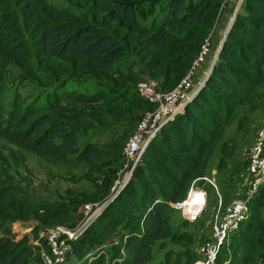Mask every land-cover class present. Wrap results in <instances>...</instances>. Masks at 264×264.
<instances>
[{
  "label": "trees",
  "instance_id": "1",
  "mask_svg": "<svg viewBox=\"0 0 264 264\" xmlns=\"http://www.w3.org/2000/svg\"><path fill=\"white\" fill-rule=\"evenodd\" d=\"M226 1L0 0V264H43L40 252L51 254L39 225L32 240H16L10 223L32 217L72 229L81 220L76 213L82 204L106 199L124 166L118 149L124 144L95 135L116 123L125 125L120 138L134 130L154 104L137 96L133 85L145 75L162 91L175 87L214 33ZM128 59L142 67L141 78L123 70ZM10 66L21 75L28 97L23 107L8 97L4 117L1 93ZM258 100L264 102V0H242L204 84L152 138L126 186L70 241L78 259H90L93 247L116 237L117 229L119 243L104 247L108 261L100 253L86 264H148L158 244L183 239L169 203L183 201L193 183L204 181L225 128L247 116L246 108ZM109 143L118 158L105 157ZM25 152L54 166L78 158V163L99 161L100 167L94 176L82 174L89 191L68 187L47 202L29 184L16 183L15 166L24 162ZM261 193L241 235L228 245L230 264H264V185ZM170 259L167 253L166 264ZM173 264H180L179 258Z\"/></svg>",
  "mask_w": 264,
  "mask_h": 264
},
{
  "label": "rangeland",
  "instance_id": "2",
  "mask_svg": "<svg viewBox=\"0 0 264 264\" xmlns=\"http://www.w3.org/2000/svg\"><path fill=\"white\" fill-rule=\"evenodd\" d=\"M238 1L240 0H227L226 3L222 5L217 26L213 31L214 33L211 36L206 37L200 46L201 49L203 45L207 44L211 50L206 53L204 62L197 68L194 81L197 82L204 75V73L207 74L215 53L220 46L225 30L234 17V13H237L239 7L236 9L235 6L237 5ZM64 6L71 8L72 4L64 3ZM121 67L124 71L129 70L133 73H136V75L140 76L141 78L140 71L142 70V67H139V65L134 63L132 59L122 62ZM13 68V66H10L9 70L11 71H5L7 83L1 93V102L3 106L1 112L3 114L2 116L4 117H6L10 111L8 97H11L13 100L16 97V100L20 102L22 107L26 105V100L28 97L24 82L21 80V75H17V71ZM189 70L190 68L188 71ZM144 76L142 80L133 85V90L137 93V96L140 97L141 95L139 91L136 90L138 86L137 84L143 83L148 79H154ZM154 80L157 81L156 79ZM80 86L81 85L78 84V88ZM82 88L88 89V86H84ZM89 88L90 90L93 89L91 86H89ZM257 102L259 104L255 103L249 108H246L245 111L247 112V116L240 118V120L236 118L225 128L222 139L215 145V150L210 159V169L208 175L203 178L204 181L201 183L196 181L195 184L193 183L194 186H192V188L190 187L191 190L201 191L204 195V200H201L200 202H194L192 205H188L185 207V209H183L184 211L181 208H176L174 206L175 204L173 205L174 210L171 214V219L173 218L172 221L176 220L180 223L178 227H175L177 226L175 225L176 223L173 224V226L175 227L174 229L176 232L183 236V239L175 242L166 241L158 244V249L153 255V259L148 264H166L165 255L167 253H170L171 256L169 261L170 264H173L178 258L180 264H185L187 259L190 257L196 259V262L194 261L195 263H205L211 254L206 255L207 251H203V249L207 245H214V225L215 221L221 216L223 208L235 201L245 199V197L250 193V190H252L253 193L250 196L252 201L251 204L247 206L246 219L239 224L240 228L236 233L231 232L233 234L231 236L229 235V238L224 241L222 246L214 254L213 264L231 263L232 252L228 250V245L233 239L239 238V235H241L246 222L252 217L251 213L254 207L253 201L257 198H260V195H263L261 193V187L264 185V179L259 186L253 189L251 186L253 176L248 171L249 151L255 142L258 131L264 126V102L262 100H258ZM124 126V124L116 123L113 128H110L107 131L98 132L95 137L97 136L98 140L112 139L114 137L112 143L119 139L121 140L120 143L125 145L132 132L129 133L126 138L118 137V135L121 133L119 131L121 129H125L123 128ZM116 136L117 138H115ZM123 147L124 146L118 149L121 151ZM103 149L105 150V157L108 156L109 159L118 158L111 152L113 150L112 144L109 143V145L104 146ZM108 151L110 153H108ZM77 159L73 160L71 164L68 162L63 163L60 166H54L44 162L41 159H38L30 152H25L24 162L19 166H15L16 171L19 172L18 176L15 175V179L17 180L16 183L18 185V180H20L25 184H29V188H34L37 190L36 192L39 194L38 199L45 200L47 202L52 201L54 198H56L57 194L63 192L68 187H73V189L78 191H89L91 183L88 180H85L84 177L83 179L82 174L86 173L90 176H94L96 172L94 171V168L96 170V168L100 167H96V163L99 161L86 159L81 160L82 162L78 163ZM124 162L125 161H123V164ZM116 163H119V161L115 160L114 165ZM120 172L121 169L118 173ZM190 189L188 194L191 191ZM86 204L88 203L82 204L76 213V215H79V219H81V216H85L84 205ZM259 212H261V209ZM35 225L40 226L38 235L47 242V231L60 224H39L38 221L30 217L25 220L12 222L10 223L9 227L16 240H19L25 236L32 240L31 233ZM60 226L67 228L63 225ZM117 230L118 232L114 233L116 237L109 236L102 244L93 247V256L90 259L88 256L78 259V255L72 251L70 241L78 239L81 237V235L71 240H68L66 236H60L58 238L60 245L64 243L70 245V248L64 255L63 262L60 264H86L92 258H97L100 253L106 254L107 248L104 247H109L107 245L119 243L118 238L120 235H122V232L119 231V229ZM35 242L36 241H34V243ZM101 250H104L105 252H101ZM109 257V254H106L107 261ZM240 257L241 254L235 258V261L240 259Z\"/></svg>",
  "mask_w": 264,
  "mask_h": 264
},
{
  "label": "built area",
  "instance_id": "3",
  "mask_svg": "<svg viewBox=\"0 0 264 264\" xmlns=\"http://www.w3.org/2000/svg\"><path fill=\"white\" fill-rule=\"evenodd\" d=\"M209 46L203 45L196 55L190 70L179 80V82L169 91H162L159 84L154 79L145 80L138 83L137 91L147 101L154 104L151 110H145L131 136L125 143L121 153L124 159V166L117 177L114 179L109 195L100 202L88 203L84 205L85 216H82L79 223L72 229L65 228L60 225L47 231L46 238L50 247L51 254L45 251L40 252L43 264H60L63 262L64 255L70 248L67 243L59 244L58 238L66 236L68 240L77 238L82 235L88 226L101 214L105 207L112 201L119 192L126 186L133 168L139 158L149 145L152 138L160 131V129L171 122L174 117L181 113L186 103L194 96V93L204 84L206 74L196 82V70L204 62ZM249 173L253 176L251 186L255 189L264 179V126L258 131L255 142L249 151ZM252 190L243 200L235 201L226 205L221 216L215 221L214 225V245H207L203 251L211 254L205 263L193 264H213L214 254L222 246L224 241L229 238L231 232L238 229L239 224L247 217V202L252 194ZM188 195V194H187ZM182 202L169 203L176 208H181ZM87 215V216H86ZM37 243V242H36Z\"/></svg>",
  "mask_w": 264,
  "mask_h": 264
},
{
  "label": "bare ground",
  "instance_id": "4",
  "mask_svg": "<svg viewBox=\"0 0 264 264\" xmlns=\"http://www.w3.org/2000/svg\"><path fill=\"white\" fill-rule=\"evenodd\" d=\"M201 200L202 201L204 200L203 193L199 190H191L190 193L187 195V197L183 200L184 202L181 205L182 210L185 209V207H187L188 205H192L194 202H197V201L200 202Z\"/></svg>",
  "mask_w": 264,
  "mask_h": 264
},
{
  "label": "water",
  "instance_id": "5",
  "mask_svg": "<svg viewBox=\"0 0 264 264\" xmlns=\"http://www.w3.org/2000/svg\"><path fill=\"white\" fill-rule=\"evenodd\" d=\"M241 1H242V0L238 1L237 5L235 6L236 9L239 7ZM235 14H236V13H234V15H233L234 17H235ZM234 17H233L232 20L230 21V24L227 26V29L225 30V33H224V36H223V38H222V40H221L220 46L218 47V50H217L216 53H215V56H214V58H213V60H212V63H211V65H210L209 69H208V72H207L206 76H205L204 82H205V80L207 79L209 73L211 72L212 66H213V64H214V62H215V60H216V58H217V56H218V54H219V51H220V49H221V47H222V45H223V43H224V41H225V38H226V36H227V34H228L229 30H230V27H231V24H232V22H233V20H234ZM196 92H197V91H196ZM195 94H196V93H195Z\"/></svg>",
  "mask_w": 264,
  "mask_h": 264
},
{
  "label": "crops",
  "instance_id": "6",
  "mask_svg": "<svg viewBox=\"0 0 264 264\" xmlns=\"http://www.w3.org/2000/svg\"><path fill=\"white\" fill-rule=\"evenodd\" d=\"M203 204V203H202ZM201 205V204H200Z\"/></svg>",
  "mask_w": 264,
  "mask_h": 264
}]
</instances>
